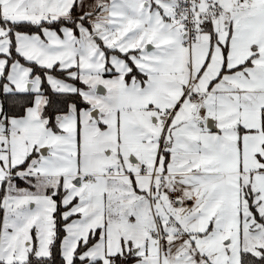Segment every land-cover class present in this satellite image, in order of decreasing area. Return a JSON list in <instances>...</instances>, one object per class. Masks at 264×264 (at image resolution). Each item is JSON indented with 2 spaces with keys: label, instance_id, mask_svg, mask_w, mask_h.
<instances>
[{
  "label": "snow or ice",
  "instance_id": "snow-or-ice-1",
  "mask_svg": "<svg viewBox=\"0 0 264 264\" xmlns=\"http://www.w3.org/2000/svg\"><path fill=\"white\" fill-rule=\"evenodd\" d=\"M0 264H264V0H0Z\"/></svg>",
  "mask_w": 264,
  "mask_h": 264
}]
</instances>
